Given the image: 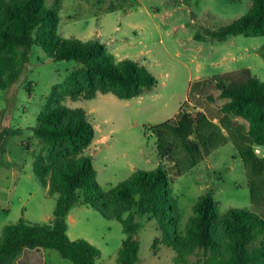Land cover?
<instances>
[{
  "label": "rangeland",
  "instance_id": "obj_1",
  "mask_svg": "<svg viewBox=\"0 0 264 264\" xmlns=\"http://www.w3.org/2000/svg\"><path fill=\"white\" fill-rule=\"evenodd\" d=\"M54 2L45 0L44 5L54 8ZM251 8L252 0H62L59 37L103 42L115 63L131 60L145 66L157 85L129 100L99 93L91 100L53 101V88L63 85L81 65L74 60L50 59L41 46L34 45L17 82L0 89V239L6 225L20 220L57 222L54 213L59 195L50 194L34 172L44 152L34 128L49 103L82 109L94 127L95 139L85 155L92 158L99 192L119 187L139 171L161 168L178 208L181 235L186 233L198 201L208 195L220 215L240 209L264 219V172H256L245 161L249 149L242 144L248 123L220 114L219 107L226 100L217 98L214 84L215 77L242 69H250L264 82V36H231L222 42L211 35ZM100 26L102 35L97 36ZM212 97L215 102L210 101ZM198 108H203L205 118L194 130L204 144L199 142L201 155L194 158L179 124L185 112L193 118L202 113ZM170 120L172 124L167 125ZM196 136L192 132L191 140L197 142ZM253 151L264 161V146H254ZM93 205L102 212L90 204L70 208L63 220L68 235L98 248L97 264H119L118 250L126 237L123 226L110 218L108 207L97 200ZM133 212L140 224L135 236L139 242L137 264H178L176 252L161 244L156 220L139 203L123 218ZM156 239L160 243L154 248ZM50 250L58 261L73 264ZM196 259L193 255L188 261ZM54 261L49 257L47 264Z\"/></svg>",
  "mask_w": 264,
  "mask_h": 264
},
{
  "label": "trees",
  "instance_id": "obj_2",
  "mask_svg": "<svg viewBox=\"0 0 264 264\" xmlns=\"http://www.w3.org/2000/svg\"><path fill=\"white\" fill-rule=\"evenodd\" d=\"M44 2L0 0L1 90L17 82L29 64L34 45L41 46L50 59L74 60L81 65L63 85L53 88L56 94L53 101L91 100L99 93L129 100L156 87L155 77L145 66L131 60L115 63L103 42L59 37L58 9L62 0H55L54 8H46ZM211 35L222 42L231 36H264V0H252V8L246 15ZM261 53L264 59V45ZM214 84L217 98L226 100L219 107L220 114L248 123L246 141L242 143L249 149L245 161L263 174L264 161L255 157L253 148L264 146V82L250 69H242L215 77ZM210 101L216 99L212 97ZM204 118L202 113L193 118L185 112L180 120L194 158L195 154L201 155L199 142L204 144L194 125ZM166 124L171 125L172 120ZM34 132L44 143V152L39 155L34 172L50 194L59 195L54 213L57 222L39 224L20 220L6 225L0 239V264H17L25 249H52L73 264H97L100 250L86 240H72L63 222L74 205L90 204L102 212L99 206L93 205V200L108 207L110 218L123 226L126 237L118 250L119 264L140 262L139 242L135 237L140 228L137 213L123 218L137 203L156 220L162 232L161 244L176 252L178 264H264V219L240 209L220 215L210 195L198 201L186 233L179 234L178 208L171 198L167 174L161 168L139 171L119 187L107 193L99 192L92 158L85 155L94 142L95 129L82 109L49 103L39 114ZM192 132L197 134V142L191 140ZM171 148L169 145L168 149ZM159 243L156 239L153 247ZM193 255L196 261H188Z\"/></svg>",
  "mask_w": 264,
  "mask_h": 264
},
{
  "label": "crops",
  "instance_id": "obj_3",
  "mask_svg": "<svg viewBox=\"0 0 264 264\" xmlns=\"http://www.w3.org/2000/svg\"><path fill=\"white\" fill-rule=\"evenodd\" d=\"M118 7V6H116ZM114 9V8H112ZM112 9H105V11H109ZM92 33V31H91ZM90 33V34H91ZM97 36H101L102 35V27L100 26L95 33ZM199 110H201L202 114L204 113L203 108H198ZM216 118H213V120H215ZM68 233V231H67ZM50 258H54L55 264H67L65 262H60L58 261L56 258L57 256L55 255V253H53L50 249H36V250H30V249H25L23 251V254L21 256V258L18 260L17 264H47L48 260Z\"/></svg>",
  "mask_w": 264,
  "mask_h": 264
},
{
  "label": "built area",
  "instance_id": "obj_4",
  "mask_svg": "<svg viewBox=\"0 0 264 264\" xmlns=\"http://www.w3.org/2000/svg\"><path fill=\"white\" fill-rule=\"evenodd\" d=\"M260 147V146H259Z\"/></svg>",
  "mask_w": 264,
  "mask_h": 264
}]
</instances>
